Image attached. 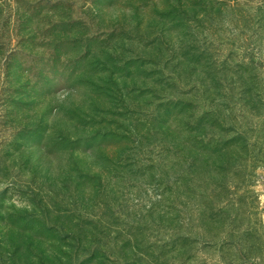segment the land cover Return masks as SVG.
Here are the masks:
<instances>
[{
	"label": "rangeland",
	"instance_id": "rangeland-1",
	"mask_svg": "<svg viewBox=\"0 0 264 264\" xmlns=\"http://www.w3.org/2000/svg\"><path fill=\"white\" fill-rule=\"evenodd\" d=\"M0 264H264V0H0Z\"/></svg>",
	"mask_w": 264,
	"mask_h": 264
}]
</instances>
